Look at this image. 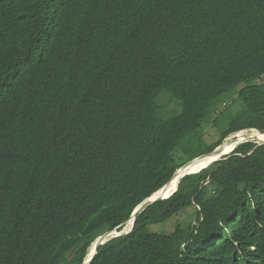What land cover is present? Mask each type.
Instances as JSON below:
<instances>
[{
  "label": "trees",
  "instance_id": "obj_1",
  "mask_svg": "<svg viewBox=\"0 0 264 264\" xmlns=\"http://www.w3.org/2000/svg\"><path fill=\"white\" fill-rule=\"evenodd\" d=\"M246 130L264 134V0H0V264H81ZM91 264H264V145L183 177Z\"/></svg>",
  "mask_w": 264,
  "mask_h": 264
},
{
  "label": "water",
  "instance_id": "obj_2",
  "mask_svg": "<svg viewBox=\"0 0 264 264\" xmlns=\"http://www.w3.org/2000/svg\"><path fill=\"white\" fill-rule=\"evenodd\" d=\"M255 131V130H254ZM257 134H259L260 136H264V134L259 133L258 131H255ZM247 142H253L256 145H264V142L260 141L257 139V137L249 140V141H243V142H239L235 148L230 151L229 153H223L222 150V145L216 147L214 150H212L211 152L201 155L200 157H197L189 162H186V164H184L182 167H180L179 169H177L173 176L171 177V179L155 194H153L151 197H149L148 199L144 200L139 206L136 207V209L133 211V213L131 214L130 218L124 222L123 224H121L120 226L104 232L102 235H100L99 237H96V240L94 241V243L92 244V252L88 253V255L86 256V259L84 260V262H82L81 264H91L93 259L95 258L98 248L105 245L107 243V241L109 242L110 240L114 239L115 237L121 236L125 233L130 232V230L132 229L133 223L135 221V218L138 214L142 213L143 211H145L148 207H150L151 205L160 202L162 200H165L167 198H169L176 190L177 187L174 191H172V183L178 178L180 177V179L178 180L177 184L179 183V181L185 177L186 175H190V174H195L200 172L202 169H204L205 167L199 169L196 172H191L190 169H188L190 167V165L195 162L196 160H201V159H206V158H211L213 159L211 161V163H214L218 160H221L222 158H225L227 156H229L230 154H232L234 152V150L241 144L247 143ZM129 224H132L131 228L129 229L128 232L123 233L122 230L124 228H126ZM122 229V230H121ZM121 230V231H119ZM91 250V249H90Z\"/></svg>",
  "mask_w": 264,
  "mask_h": 264
},
{
  "label": "rangeland",
  "instance_id": "obj_3",
  "mask_svg": "<svg viewBox=\"0 0 264 264\" xmlns=\"http://www.w3.org/2000/svg\"><path fill=\"white\" fill-rule=\"evenodd\" d=\"M160 103L164 106L162 112H163V116H167L169 115L174 109H176V106L173 102H170L166 97H162L160 100ZM237 109V107L234 108V106L232 107V111L234 112ZM208 133V138L206 139L207 144L208 143H212L217 139L216 136V131L215 129L211 128H207L206 130ZM235 136L231 135L228 138H226L223 142V144L227 143L229 141L230 138H233ZM222 144V145H223ZM191 209H187L184 212L180 213V215L177 218H173L171 219L169 222L165 223V224H160V225H155V226H150V230L152 231H156V232H170L173 230L174 226H175V222L178 219L181 222H184L185 220H193L194 215L191 213Z\"/></svg>",
  "mask_w": 264,
  "mask_h": 264
},
{
  "label": "bare ground",
  "instance_id": "obj_4",
  "mask_svg": "<svg viewBox=\"0 0 264 264\" xmlns=\"http://www.w3.org/2000/svg\"><path fill=\"white\" fill-rule=\"evenodd\" d=\"M256 137H257L258 140L264 142V136H260L254 130L238 132V133L235 134V136L233 138H230L227 143L223 144L221 148L223 150V153L226 154V153H229V152H227V150L231 149V151H232L239 142L249 141V140H252L253 138L255 140ZM212 160L213 159H211V158L196 160L195 162H193L190 165V167L188 169H190L191 172H196V171H198L199 169H201L203 167L206 168L207 166H209L211 164ZM180 177H178L172 183V186H173L172 191H174L176 189L177 182L180 179ZM131 226H132V224H129L124 230H122V232L123 233L128 232L129 229L131 228ZM92 248L90 250V253L92 252Z\"/></svg>",
  "mask_w": 264,
  "mask_h": 264
},
{
  "label": "clouds",
  "instance_id": "obj_5",
  "mask_svg": "<svg viewBox=\"0 0 264 264\" xmlns=\"http://www.w3.org/2000/svg\"><path fill=\"white\" fill-rule=\"evenodd\" d=\"M246 131H249V130H246ZM255 131H256V130H255ZM241 132H243V131H241ZM220 146H221V145H220ZM218 161H219V160H218ZM211 164H212V163H211ZM177 185H178V184H177ZM124 229H125V228H124ZM124 229H123V230H124ZM121 230H122V229H121ZM121 230H119V231H121ZM130 231H131V230H130ZM125 234H127V233H125ZM123 235H124V234H123ZM115 238H116V237H115ZM95 240H96V239H95ZM93 243H94V242H93ZM93 243H92V244H93ZM91 247H92V245H91ZM91 247H90V249H91ZM90 249H89V251H90ZM88 253H89V252H88ZM87 255H88V254H87ZM85 259H86V258H85Z\"/></svg>",
  "mask_w": 264,
  "mask_h": 264
}]
</instances>
